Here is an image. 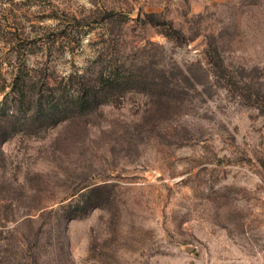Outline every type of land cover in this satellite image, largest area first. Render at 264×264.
Masks as SVG:
<instances>
[{
  "label": "rangeland",
  "instance_id": "374dc122",
  "mask_svg": "<svg viewBox=\"0 0 264 264\" xmlns=\"http://www.w3.org/2000/svg\"><path fill=\"white\" fill-rule=\"evenodd\" d=\"M0 264H264V0H0Z\"/></svg>",
  "mask_w": 264,
  "mask_h": 264
},
{
  "label": "trees",
  "instance_id": "16d2710c",
  "mask_svg": "<svg viewBox=\"0 0 264 264\" xmlns=\"http://www.w3.org/2000/svg\"><path fill=\"white\" fill-rule=\"evenodd\" d=\"M148 17H150V21L153 23L154 20H151L152 18L151 17H154L153 14H147Z\"/></svg>",
  "mask_w": 264,
  "mask_h": 264
}]
</instances>
